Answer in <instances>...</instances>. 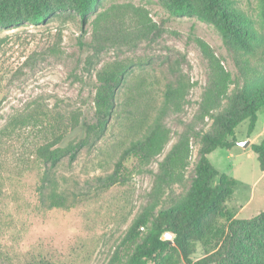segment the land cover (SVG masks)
Wrapping results in <instances>:
<instances>
[{
  "label": "rangeland",
  "instance_id": "obj_1",
  "mask_svg": "<svg viewBox=\"0 0 264 264\" xmlns=\"http://www.w3.org/2000/svg\"><path fill=\"white\" fill-rule=\"evenodd\" d=\"M232 3L259 40L251 53L226 44L206 23L170 16L158 0H99L85 26L66 15L0 29V264H112L122 255L117 250L127 230L148 205L168 208L185 199L199 158L193 136L211 130L205 114L209 91L218 89L223 73L232 82L227 95L249 79L252 85L264 81V2ZM118 74L125 84L121 104L132 94L136 105L120 110L102 138L92 139L76 160L62 155L51 165L50 153L72 137L73 126L93 120L99 79ZM169 86L174 95L165 103ZM227 107L221 98L211 113ZM157 114L168 137L162 152L143 167L127 161V181L107 188L104 179L132 138L129 123ZM182 136L189 137V152L180 181L170 189L159 187V164ZM263 140L264 107L252 132L249 121L242 122L233 148L208 155L219 173L235 181L226 203L233 219L264 211V173L251 151ZM248 243L235 238L220 261L223 244L209 252L197 245L191 264H244L255 251Z\"/></svg>",
  "mask_w": 264,
  "mask_h": 264
},
{
  "label": "trees",
  "instance_id": "obj_2",
  "mask_svg": "<svg viewBox=\"0 0 264 264\" xmlns=\"http://www.w3.org/2000/svg\"><path fill=\"white\" fill-rule=\"evenodd\" d=\"M98 1L0 0V29L24 24L42 25L53 17L66 15L76 17L85 26ZM158 1L172 17L195 18L212 26L226 44L237 50L251 53L257 47L259 40L250 22L233 7L232 0ZM200 44L204 49L205 45ZM223 74L218 89L209 91L210 105L205 109L212 121L211 130L193 136L200 144L199 158L185 199L168 208L148 205L127 230L117 250L122 255H115L112 264H191L190 258L197 245L209 252L221 243L225 250L223 257L217 258L220 261L229 256L234 239L238 237L245 238L255 248L252 259H247L244 264H264V245L259 242V239L264 242V211L247 220L233 219L226 203L233 196L235 181L219 173L208 161V155L216 149L233 148L235 129L242 122L248 120L249 133L252 132L256 114L264 107V81L252 85L254 79H249L241 89L227 95L232 82L227 73ZM98 83L92 98L93 120H83L73 126L72 137L60 149L50 153L51 165L59 162L62 155L69 156L70 162L76 160L78 153L88 147L92 139L102 138L120 110L126 111L130 104L136 105L137 99L132 94L126 102H120L119 91L125 85L123 74L104 77ZM173 95L174 89L167 87L165 103H169ZM221 98L228 101V107L220 113H211ZM148 118L140 116L129 123L132 138L115 163L114 173L104 179L107 188L127 181L130 173L125 166L127 161L135 159L137 167H143L162 152L168 137L161 116ZM251 151L257 155L259 169L264 173V140L251 145ZM188 152L189 137L182 136L159 164L156 176L159 187L170 189L180 181ZM57 198L55 190L51 189V203ZM164 233L172 235V242L162 239Z\"/></svg>",
  "mask_w": 264,
  "mask_h": 264
},
{
  "label": "built area",
  "instance_id": "obj_3",
  "mask_svg": "<svg viewBox=\"0 0 264 264\" xmlns=\"http://www.w3.org/2000/svg\"><path fill=\"white\" fill-rule=\"evenodd\" d=\"M162 239L164 241H169V242H172V240H173L172 235L170 233H164L162 236Z\"/></svg>",
  "mask_w": 264,
  "mask_h": 264
},
{
  "label": "water",
  "instance_id": "obj_4",
  "mask_svg": "<svg viewBox=\"0 0 264 264\" xmlns=\"http://www.w3.org/2000/svg\"><path fill=\"white\" fill-rule=\"evenodd\" d=\"M248 145V141H246L245 143H241L240 146L241 147H246Z\"/></svg>",
  "mask_w": 264,
  "mask_h": 264
}]
</instances>
